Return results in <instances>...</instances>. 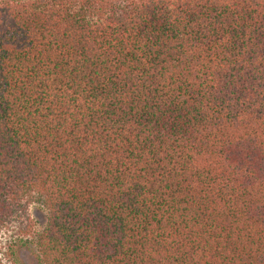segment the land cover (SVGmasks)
I'll return each instance as SVG.
<instances>
[{"label":"trees","instance_id":"1","mask_svg":"<svg viewBox=\"0 0 264 264\" xmlns=\"http://www.w3.org/2000/svg\"><path fill=\"white\" fill-rule=\"evenodd\" d=\"M37 264H264V0H0V229Z\"/></svg>","mask_w":264,"mask_h":264},{"label":"rangeland","instance_id":"2","mask_svg":"<svg viewBox=\"0 0 264 264\" xmlns=\"http://www.w3.org/2000/svg\"><path fill=\"white\" fill-rule=\"evenodd\" d=\"M45 211L32 203L0 229V264H37L33 236L42 228Z\"/></svg>","mask_w":264,"mask_h":264}]
</instances>
